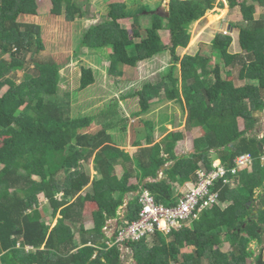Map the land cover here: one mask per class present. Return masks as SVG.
<instances>
[{
  "label": "trees",
  "instance_id": "1",
  "mask_svg": "<svg viewBox=\"0 0 264 264\" xmlns=\"http://www.w3.org/2000/svg\"><path fill=\"white\" fill-rule=\"evenodd\" d=\"M163 1L154 6L157 12L145 6L132 12L125 2L109 4L106 16L82 32L79 46L110 49L113 72L117 65L134 67L168 52V70L126 97L137 98L134 116L146 112L155 96L182 104L184 128L203 131L193 141L194 152L183 156L175 154L180 132H168L128 155L108 132L125 125L116 118L115 105L100 114L104 120L98 131L85 132L94 117L73 113L69 92L58 94L60 65L37 57L44 49L40 27L21 21L37 15L38 0H0V264H128L125 251L132 252L129 264H246L247 259L264 264V135L239 127V119L258 121L255 113L264 108V13L255 16V4L264 7V0H226L242 16L241 22L230 23L236 41L216 31L208 44L198 42L181 66L191 24L223 2L167 0L166 16L158 12ZM48 2L50 15L68 21L80 10L73 0ZM142 11L151 15L149 24ZM118 19H129L130 28ZM162 30L168 33L165 40ZM214 54L218 62L211 65ZM28 65L32 69L17 82L13 70ZM234 72L242 84L227 79ZM94 81L92 68L82 66L78 88L84 91ZM145 125L150 135L151 123ZM244 153L253 157L250 170H239L231 183L215 182L219 204L182 220L169 233L155 230L116 241L138 221L140 194L148 192L157 203L174 206L181 197L177 186L197 182L198 169L210 170L215 159L232 167ZM91 159L100 174L92 179ZM170 161L175 163L166 166ZM117 163L121 175L110 173ZM258 189L263 193L257 194ZM40 195L46 198L48 216L38 206ZM91 202L96 209L91 226L85 227L83 212ZM111 220L113 237L106 232ZM223 243L229 244L224 255ZM253 243L260 247L250 248Z\"/></svg>",
  "mask_w": 264,
  "mask_h": 264
},
{
  "label": "rangeland",
  "instance_id": "2",
  "mask_svg": "<svg viewBox=\"0 0 264 264\" xmlns=\"http://www.w3.org/2000/svg\"><path fill=\"white\" fill-rule=\"evenodd\" d=\"M73 1L78 4L80 10L76 13V18L72 21L66 20L63 16L50 15L48 0H38L37 15H25L21 18V21L40 27V38L44 45V49L37 54V57L39 59H51L60 65L57 84L58 94L63 95L65 92H69L73 113L79 115L92 114L94 117L89 127L84 129V131L92 133L98 131L101 128L100 121L104 120V117L102 118L100 114L115 105L118 109L116 118H122L125 125H119V127L113 130H108V132L112 133L113 140L118 141L119 147L124 152H127L128 155L132 154L131 152L134 151L135 148L137 149L138 146H149L160 141L165 136V133L168 132H180L184 134V136L182 135L184 140H179L176 144L175 154H182L179 153L181 152L179 148H183V150L186 149L184 152L187 154V146L189 148L192 139L198 136L200 130L193 129L190 132L189 130L186 131L184 128L186 113L182 104L174 100H162L160 96H155L149 101L148 110L146 112L134 116L131 113L139 110L137 98L126 97L127 94L141 89L145 83L156 82L157 78L168 70L171 63L168 52H161L151 59L139 62L134 67L117 65V70L113 72L110 70V49H91L85 46H79V39L82 32L91 24L100 22L103 17L106 16L109 4L125 2L129 10L134 12V10H137L138 7L141 6L155 8L154 6L158 4L160 0ZM166 1L167 0L161 3L158 12H164ZM219 1L223 2L222 7H219L215 3L212 10L207 11L201 19L191 24L190 40L187 47L184 48L180 54L179 66L188 62V55L198 46V42L202 40L205 44H208L210 38L216 31L229 33L227 26H225L227 22H241L242 17L238 7L230 9L226 0H216V2ZM255 5L257 6L255 16L257 17L264 13V7H261L258 3ZM157 9L151 10L157 12ZM146 13V11H142L141 17H143V20H146V24H149L151 15ZM118 22L128 29L130 28L129 19H118ZM223 23H225V25H223ZM236 33L237 30L231 33L234 41H236ZM160 34L164 40L167 39V31L162 30ZM5 58H8V55H6ZM216 62H218V56L214 54L210 64L212 65ZM82 66L92 68L95 78L94 83L84 89V91L78 88ZM31 69L32 65H28V68H23L21 66L15 68L13 74L17 77V82L23 77V74L27 70ZM236 73L237 72H234L231 76H227V79H232L237 85H240L242 82L237 80ZM6 88V86H3L2 92L6 90ZM255 117L259 118V120L244 121L240 119V129L248 130L251 128L253 131H257L258 136L261 137L264 135V108L263 111L255 113ZM147 121L150 122L152 126V133L150 135H148V128L145 125ZM1 141L3 142L4 140ZM134 145L135 148H133ZM262 161L264 162V157H262ZM166 165L169 167L172 166ZM88 172L91 179L100 176L99 172L93 167L92 159L88 164ZM160 172L159 177L164 175L160 174ZM110 173L121 175V166L117 163L115 167L113 166L110 168ZM135 181L134 178L130 180V182ZM38 206L40 209L46 210V216L49 215V211H47V201L43 195L39 196ZM95 209V203L91 202L84 210L83 222L86 227L92 224L91 211ZM122 211L121 208L119 213L121 214ZM114 222V220H111L109 226L114 224ZM54 223L55 219L50 225ZM107 234L109 235L108 232ZM259 247L260 245L256 243L250 246V248L255 250ZM228 250V244L223 243L221 247L222 254H226ZM128 252L129 251H125L124 260L129 264L132 259L127 255ZM252 262L251 259H249V261L248 259L246 260V264H252Z\"/></svg>",
  "mask_w": 264,
  "mask_h": 264
},
{
  "label": "built area",
  "instance_id": "3",
  "mask_svg": "<svg viewBox=\"0 0 264 264\" xmlns=\"http://www.w3.org/2000/svg\"><path fill=\"white\" fill-rule=\"evenodd\" d=\"M252 161L253 157L249 153H244L234 159L232 167H225L220 162H216L210 170H198L197 183L185 191L174 206L168 207L157 203L152 195L143 192L139 196L141 210L138 221L129 224L121 231L115 237L116 241L128 237L136 239L144 234L149 235L155 230L169 233L180 227L182 220L196 216L202 209L219 202V189H214L216 181H221L222 184L231 183L239 170L251 167ZM106 232L109 233L107 234L109 237L114 236L111 228H106Z\"/></svg>",
  "mask_w": 264,
  "mask_h": 264
},
{
  "label": "crops",
  "instance_id": "4",
  "mask_svg": "<svg viewBox=\"0 0 264 264\" xmlns=\"http://www.w3.org/2000/svg\"><path fill=\"white\" fill-rule=\"evenodd\" d=\"M166 7L167 6H164V10H166ZM256 5H255V10H256ZM242 17V16H241ZM230 23H232V24H235V22H233V21H229V22H227L226 23V25H225V23H223V25H225V26H227V30L229 31V33L231 34V33H233V31L235 30L234 28H231V26H230ZM237 23V22H236ZM240 120V119H239ZM239 127H240V122H239ZM264 128V127H263ZM196 130V129H199L200 130V133L198 134V136L197 137H199V136H201V134H202V129L201 128H199V127H195V128H192L191 130H189V132L190 131H192V130ZM249 131L248 132H250L252 129L251 128H249L248 129ZM187 131V130H186ZM167 133H165V135H166ZM183 136H184V134H182ZM181 137V139L180 140H184V137ZM196 136H195V138H197ZM183 138V139H182ZM195 138H193L192 139V141H191V145L189 146V148H188V146H187V154H190V153H193L194 152V148H193V141H194V139ZM133 148H135V145H134V147ZM135 150H136V148H135ZM134 150V151H135ZM186 150V149H185ZM185 150H183V148H179V151H181V152H179V153H182V154H176L177 156H183V155H186L185 154ZM134 151H132L131 153H134ZM175 151H176V148H175ZM215 162H218V159H216L215 160ZM175 163V161H170V162H168L167 164L168 165H173ZM167 166V165H166ZM163 169V168H162ZM162 169H161V171H162ZM249 170H250V168H248ZM160 174H162L163 175V173L162 172H160ZM162 177V176H161ZM194 183L193 182H191V180H186L185 181V183L183 184V185H181V186H177V189H178V191L180 192V194L182 195L183 194V192H185V191H187L192 185H193ZM235 185V184H234ZM233 185V186H234ZM263 192V189H258V190H256V193L257 194H259V193H262ZM227 204V202H224V203H220V205L221 206H225ZM91 226V225H90ZM89 226V227H90ZM86 227V226H85ZM226 244H228V243H226ZM228 246H229V244H228Z\"/></svg>",
  "mask_w": 264,
  "mask_h": 264
},
{
  "label": "clouds",
  "instance_id": "5",
  "mask_svg": "<svg viewBox=\"0 0 264 264\" xmlns=\"http://www.w3.org/2000/svg\"><path fill=\"white\" fill-rule=\"evenodd\" d=\"M215 160H216V159H215ZM215 160L212 162V165H213L214 163H216ZM218 162H220L219 159H218ZM200 169H204V168H200ZM200 169H198V170H200ZM198 170H197V172H198ZM205 170H206V169H205ZM197 172H196V173H197ZM197 178H198V175H197ZM197 181H198V180H197ZM196 183H197V182H195L193 185H195ZM193 185H192V186H193ZM192 186H191V187H192ZM191 187H190V188H191ZM183 193H184V192H183ZM182 195H183V194H182ZM182 195H180V196H182ZM177 200H178V199H177ZM217 204H219V202H218ZM163 205H164V204H163ZM165 206H166V205H165ZM108 227H110V226L108 225ZM159 231H160V230H159ZM161 232H162V231H161ZM163 233H164V232H163ZM165 234H166V233H165ZM129 253H130V252H128V254H129ZM128 254H127V255H128ZM252 264H253V263H252Z\"/></svg>",
  "mask_w": 264,
  "mask_h": 264
},
{
  "label": "water",
  "instance_id": "6",
  "mask_svg": "<svg viewBox=\"0 0 264 264\" xmlns=\"http://www.w3.org/2000/svg\"><path fill=\"white\" fill-rule=\"evenodd\" d=\"M167 1L165 2V5L167 6ZM164 15H168V12H167V10H164ZM129 256H132V252H130L129 254H128Z\"/></svg>",
  "mask_w": 264,
  "mask_h": 264
}]
</instances>
